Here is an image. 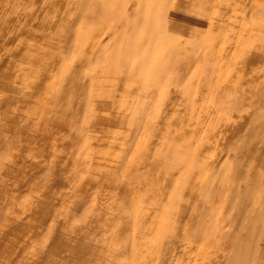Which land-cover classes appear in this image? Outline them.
Segmentation results:
<instances>
[{"label": "rangeland", "instance_id": "obj_1", "mask_svg": "<svg viewBox=\"0 0 264 264\" xmlns=\"http://www.w3.org/2000/svg\"><path fill=\"white\" fill-rule=\"evenodd\" d=\"M0 264H264V0H0Z\"/></svg>", "mask_w": 264, "mask_h": 264}]
</instances>
